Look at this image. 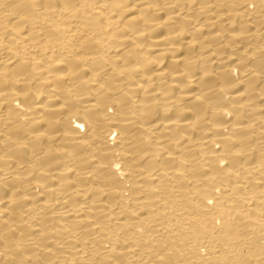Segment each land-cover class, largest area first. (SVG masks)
I'll return each instance as SVG.
<instances>
[{
  "label": "bare ground",
  "instance_id": "6f19581e",
  "mask_svg": "<svg viewBox=\"0 0 264 264\" xmlns=\"http://www.w3.org/2000/svg\"><path fill=\"white\" fill-rule=\"evenodd\" d=\"M0 264H264V0H0Z\"/></svg>",
  "mask_w": 264,
  "mask_h": 264
}]
</instances>
